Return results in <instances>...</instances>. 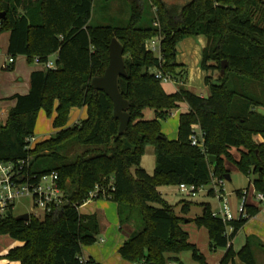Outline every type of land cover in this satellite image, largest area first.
Returning <instances> with one entry per match:
<instances>
[{
	"label": "trees",
	"instance_id": "trees-1",
	"mask_svg": "<svg viewBox=\"0 0 264 264\" xmlns=\"http://www.w3.org/2000/svg\"><path fill=\"white\" fill-rule=\"evenodd\" d=\"M125 1L130 18L126 27L119 28L90 25L94 0H0V14L5 15L0 35L10 33L7 57H25L33 65L35 58L44 63L57 56L55 69L30 75L26 95L9 99L15 104L0 125V162L26 161V170L37 177L57 173L66 202L60 214L43 219L22 222L9 215L0 220V236L22 243L4 259L19 264H96L85 261L82 252L97 243L100 219L82 215L79 209L98 188L93 200L117 204L120 228L135 227L118 250L129 263H175L181 253L191 252L193 261L206 264L182 229L188 221L207 230L212 253L226 250L219 264H234L236 257L243 264H257L254 252L264 250V245L256 238H247L238 253L232 247L246 219L223 223L203 204L202 215L187 220L176 214L158 188L209 185L212 178L229 175L225 166L232 163L240 172L254 174V188L264 194V115L259 111L264 100L252 93L256 85L264 87V0ZM146 16L149 24L140 27ZM198 36L207 40L200 63L207 97L184 87L187 71L178 72L183 66L176 61L178 44ZM155 37L161 38L162 62L145 49ZM113 39L124 48L127 76L118 79V86L129 102L130 116V125L118 138L120 123L112 116L111 100L91 86L94 77L104 75ZM223 62L228 67L221 77ZM156 72L170 75L177 91L166 93ZM232 80L242 83L241 90L232 86ZM182 104L188 111L179 116L177 140H168L161 121ZM83 108L87 118L67 126L70 111ZM147 109L154 111L153 120H145ZM40 112L49 118L56 114L52 122L56 133L28 149ZM194 125L204 135L203 150L190 144ZM68 145L85 149L68 160L61 154ZM149 147L155 156L153 175L141 167ZM232 149L239 159L232 156ZM209 156L216 157V167L210 165ZM182 204L185 216L193 204ZM259 210L249 205L247 213L253 217Z\"/></svg>",
	"mask_w": 264,
	"mask_h": 264
},
{
	"label": "rangeland",
	"instance_id": "rangeland-1",
	"mask_svg": "<svg viewBox=\"0 0 264 264\" xmlns=\"http://www.w3.org/2000/svg\"><path fill=\"white\" fill-rule=\"evenodd\" d=\"M169 3H180L184 0H165ZM130 9L125 0H94L93 2V10H92V17L90 20V25L92 26H115L119 28L126 27L129 22L130 18ZM149 16H146L145 20L140 24V27L147 26L149 24ZM203 39H206L204 36L197 37H190L181 41L177 46V60L179 62H187L188 67L191 69V73L193 74L192 80L193 83L189 84V89L194 91L197 94H200L204 97H207L209 94L208 88L204 84V78L206 74L203 72V75L199 74L195 76L194 73L196 67L200 69V63L202 59V51L199 47L203 44ZM191 43V46L189 44ZM4 41L0 40V125L5 123L8 119L9 111L14 106V104L8 99L10 96V91L8 85L10 83L16 81V76L10 73L9 70H2L1 69V62L3 61L6 52L3 48ZM20 61V60H19ZM51 62L55 64V59L52 57ZM184 62V63H186ZM182 65V64H180ZM183 68L179 69L178 72L185 70V66L182 65ZM216 73H214V77H216ZM188 77V75H187ZM15 79V80H14ZM187 83V82H186ZM232 86L238 90H241L242 83L239 80H232ZM187 85V84H186ZM163 89L167 93H172L176 90V87L171 83H164ZM252 93L256 94L257 97L261 100H264V87L261 85H256L255 88L252 89ZM254 94V95H255ZM8 96V97H6ZM186 104L180 105L181 111L179 112H172V115L169 116L166 120L161 121V130L163 135L167 137L168 140H177L178 137V122H179V114L184 112ZM261 114L264 115V108H259ZM145 120H153L155 118V113L151 109H147L144 112ZM53 116L46 117V122L39 123L37 125V129L41 128L40 131H35L34 139L35 143H40L45 140L51 138V136L56 133L53 131L52 124ZM73 123L72 116L69 118V124ZM260 142V139H258ZM33 144V147H34ZM32 147V148H33ZM85 147L81 145L75 146H67L61 151L63 156L68 157V160L74 159L75 155L81 153ZM231 154L234 158L239 159L240 154L235 149L231 150ZM141 167L148 173V175H153L155 169V156L152 147H149L142 157L141 160ZM226 169L229 171L230 181L224 182V190L225 194L229 197L230 204L234 210V215L237 217V207L240 204V196L242 195L243 191H247V202L248 204L257 205L259 213L256 216L250 217L246 220L245 226L238 232L236 238L233 240V251L238 253V251L244 246L247 241V236L249 233H255L256 235L264 236V202L259 203L255 200L253 194H257L254 188L253 181L256 178L254 174H244L240 172L232 163H226ZM212 184L206 185L203 187V190L194 197H188L182 193H180L178 186H162L159 188V192L162 195L163 199H165L168 204L172 207L181 206L182 202H189L192 205V209L189 213V217H200L202 215V206L203 204H208L212 212H217L219 208L218 201L215 195H209L208 192L212 189ZM239 191V192H238ZM238 192V193H237ZM31 198H22L19 201L17 200L14 204V216H20L24 214H33L37 212L39 215H42L41 211H37L34 207ZM86 204V203H85ZM154 207H158L157 205H153ZM88 208H82L80 211L85 213ZM176 212V211H175ZM177 214L180 215V211H177ZM248 217V216H247ZM137 223L140 224L141 221L137 218ZM141 225V224H140ZM192 230H196L195 227H192ZM192 239H197L198 234L195 232L191 233ZM252 238V237H251ZM255 238V237H254ZM199 239V240H198ZM197 240L201 242V238ZM261 239V238H259ZM263 239V238H262ZM261 239V241H262ZM5 240H9L8 237H0V249L5 247L6 243ZM17 241V240H15ZM218 251V250H217ZM255 253V258L257 264H264V250L258 249ZM183 258H190L192 259L191 252H183ZM239 257L235 258V262L237 264H243L239 259Z\"/></svg>",
	"mask_w": 264,
	"mask_h": 264
},
{
	"label": "built area",
	"instance_id": "built-area-1",
	"mask_svg": "<svg viewBox=\"0 0 264 264\" xmlns=\"http://www.w3.org/2000/svg\"><path fill=\"white\" fill-rule=\"evenodd\" d=\"M156 26V24H155ZM161 38L155 37L149 40L145 49L147 52L154 54L159 62L163 61L161 53ZM14 64V60L7 57L4 63V69L10 68ZM34 65L41 67L42 70L55 69L56 66L51 60L41 63L38 58L34 59ZM155 79L161 80L162 83H173L176 81L170 75H162L161 72L155 73ZM203 133L199 126L194 125L192 127V134L190 135V144L193 147H198L203 150ZM35 139L34 137L29 141L28 149H32ZM35 145V144H34ZM28 168V163L26 161L13 162H0V220L6 219L9 215H14V204L15 202L22 198H31L34 207L37 211H41L42 215L37 212L33 214H28L29 217L35 219H43L46 215H57L61 212L62 207L66 203L64 200V195L59 186V176L57 173L53 172L50 174H45L40 177L36 175H30L26 170ZM225 179L212 178L211 183L213 188L209 190V195H215L219 210L217 212H212L213 217L220 219L223 223H228L239 218L248 219L250 218L247 213L248 204L247 202V191H243L240 196V204L237 207L236 217L234 215V210L230 204L229 197L224 190ZM180 193L188 196L194 197L203 190L204 186L197 187L195 185L181 184L178 186ZM99 189L90 194L86 204L94 199ZM102 196L107 195L105 189H101ZM255 200L259 203L264 202V194L259 192L253 194ZM248 216V217H247ZM30 218V219H31ZM29 219V220H30ZM229 227L227 234L231 232ZM142 264V263H140ZM168 264H175L170 262Z\"/></svg>",
	"mask_w": 264,
	"mask_h": 264
},
{
	"label": "crops",
	"instance_id": "crops-1",
	"mask_svg": "<svg viewBox=\"0 0 264 264\" xmlns=\"http://www.w3.org/2000/svg\"><path fill=\"white\" fill-rule=\"evenodd\" d=\"M200 36H198L197 38H199ZM10 38V33H3L0 35V40L4 41V50L6 52V55L3 59V61L1 62V69H4V63L5 60L7 58V46H8V39ZM203 44L199 47V49L201 51H203V49L206 46L207 40L203 39ZM189 46H191V43L189 44ZM57 56L53 57L54 59ZM20 60V61H19ZM177 64H182L185 66V70L187 71V85L185 84L184 87L187 90H190L191 92L195 93L194 91H192L191 89H189V84H192L194 80H192V73H191V69L188 67L189 65H187V62H179L176 58ZM6 70H9L10 73L12 74V78H13V74L16 76V81L10 83V86L8 85L9 91H10V96H6L8 97V99H10L11 97H13L16 94L19 95H26L29 92L30 88V75L32 73H34V71H38V70H42L41 67L36 66V65H29L26 61L25 57H17L14 59V64L12 65L11 68H7ZM197 71H195L194 75L198 76L199 74H201V76L203 75V72L201 71V69H199L198 67H196ZM15 80V79H14ZM173 84V83H172ZM176 87V84H173ZM177 91V87L176 90L172 93H175ZM166 92V91H165ZM167 93V92H166ZM169 93V94H172ZM197 94V93H195ZM198 96L204 97L200 94H197ZM13 104H15L14 101H11ZM184 112L188 111V106L186 105L184 108ZM181 111V108H179L178 110H175V112H179ZM183 112V113H184ZM181 114V113H180ZM179 114V116H180ZM72 116V120L73 123L71 122V124H69V118ZM46 115L44 112H40L38 114V118H37V122H36V127H35V131L37 130L40 131L41 128L37 129V125L39 123H44L46 122ZM56 117V114H53V119ZM69 118H68V124L67 126H72L76 123H79L82 120H85L87 118V109L83 108V109H72L70 111L69 114ZM54 122V121H53ZM52 124V122H51ZM53 128V127H52ZM34 131V134H35ZM53 131H55L53 129ZM258 139H260V142H262V138L259 137ZM159 191V188H158ZM160 193V192H159ZM165 200V199H164ZM166 201V200H165ZM167 202V201H166ZM168 203V202H167ZM253 205V204H251ZM183 204H181V206H177L175 207V211L177 214V211H180V215L181 217H185L187 220L189 219H194L193 217H189V213L191 211V209L193 208L191 206V208L189 209V213L187 215H182L181 214V208H182ZM257 206V205H255ZM82 208H88V210L85 213H82L80 211V209ZM79 209L80 213L82 215H96L98 217V219H100V227H101V231H100V235L98 237V241L95 245L90 246V247H85L83 252H82V257L85 261H93L96 264H132L129 263L125 260H123L119 253L118 250L119 248L124 244V242L126 241V239L129 238V236L131 234H133V231L135 230V227L133 226V224L131 225H126L122 228H120L119 226V221H118V216H117V204H114L108 200H104V199H100V200H92L87 204H84L81 208ZM186 224L182 225V229L188 234V241L190 244L197 246L198 250L201 252V254L203 256H205V261L206 264H219V262L221 261V259L223 258V256L226 253V250H216L215 252H211L210 248H209V236H208V232L206 229L204 228H197L194 223H188V221L185 222ZM192 227H195L196 230H192ZM195 232L198 234V238H201V242H199L196 238L192 239L191 238V233ZM3 235H1L0 237H2ZM3 237H8V236H3ZM248 238L251 237H255L259 242H261L264 245V236L261 237V235H256L255 233H249V235L247 236ZM236 238V237H235ZM259 238H263L262 241ZM9 240H5L4 243H6L5 247H2L0 249V264H19L17 261H8L5 260L4 257L7 255L8 251L10 249L16 248V247H21L22 243L15 241L11 238L8 237ZM233 247V244H232ZM178 258V262H175V264H199L195 261H193V259H188V258H183L182 253L181 255L177 256ZM234 264H237L236 262Z\"/></svg>",
	"mask_w": 264,
	"mask_h": 264
},
{
	"label": "water",
	"instance_id": "water-1",
	"mask_svg": "<svg viewBox=\"0 0 264 264\" xmlns=\"http://www.w3.org/2000/svg\"><path fill=\"white\" fill-rule=\"evenodd\" d=\"M4 13L0 14V20L4 18ZM124 48L121 43L116 39L111 41L109 45V64L104 72V75L94 77L91 80V86L95 91L103 92L113 104L112 116L119 121L117 138L122 136L126 131L128 125H130V116L127 112L129 108V102L125 100L118 86V79L125 78L127 76L125 64H124ZM228 67L227 62H223L221 66L220 76L224 77L225 70ZM209 163L212 167H216V157L209 156ZM229 175L224 178L226 181H230ZM60 214V212L58 213ZM31 217L28 214L15 217L17 221L27 222Z\"/></svg>",
	"mask_w": 264,
	"mask_h": 264
}]
</instances>
